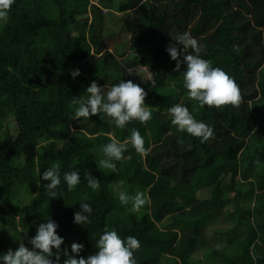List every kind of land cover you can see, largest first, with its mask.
<instances>
[{"label":"trees","instance_id":"1","mask_svg":"<svg viewBox=\"0 0 264 264\" xmlns=\"http://www.w3.org/2000/svg\"><path fill=\"white\" fill-rule=\"evenodd\" d=\"M107 12L131 13L129 52L108 48ZM184 32L206 49L202 58L235 79L240 107L200 108L189 99L181 74L187 64L173 71L177 61L166 51ZM141 65L153 79L142 80ZM94 80L139 84L152 118L123 129L104 113L70 119L78 107L71 102L87 99ZM178 103L215 138L201 143L172 125L168 109ZM133 128L150 151L141 156L129 144L124 160L114 161L116 172L99 169L102 146L110 137L124 142ZM53 164L61 166V184L51 198L42 174ZM77 168L81 182L69 191L63 173ZM86 173L99 179L98 190L88 187ZM120 190L142 191L151 205L132 213ZM203 190L210 196L199 195ZM82 200L92 206L90 224L74 223ZM221 216L234 224L215 228L211 247L205 231ZM0 218V255L21 240L31 248L29 238L50 218L62 249L84 245L77 258L98 251L107 227L140 241L136 264H264V0H15L7 23L0 21ZM202 245L210 246L204 260L195 256Z\"/></svg>","mask_w":264,"mask_h":264},{"label":"clouds","instance_id":"2","mask_svg":"<svg viewBox=\"0 0 264 264\" xmlns=\"http://www.w3.org/2000/svg\"><path fill=\"white\" fill-rule=\"evenodd\" d=\"M14 2L15 0H0V21L7 23ZM139 4L143 5L144 0H139ZM172 38L176 43L170 42L166 51L172 60L177 61L173 71L179 72L181 64H187V69L181 74L189 99L198 102L200 108L205 105L218 109L228 105L240 107L243 96L239 85L225 70L213 67L210 60L201 57V53H206V49L199 44L198 40L190 32H184ZM177 43L183 45L182 50L177 47ZM236 47L234 45V48ZM181 55H183L182 60L180 59ZM70 75L75 79L81 75V72L79 69L72 70ZM86 92L89 94L87 99L79 98L71 102L72 105H78V107L72 112L70 119H88L93 115L104 113L115 122L117 127L123 129L131 121L146 124L152 118L150 108L145 107L147 92L132 80H122L111 87H101L94 80L86 88ZM168 115L171 118V124L176 126L179 131L199 138L201 143L215 138L214 129L206 123L196 120L189 108L183 104L178 103L171 106L168 109ZM101 119H103L102 116ZM178 142L183 144L182 140ZM129 144L141 156H145L150 151L145 148V139L140 131L133 128L130 136L124 142L110 137V142L102 146L103 156L96 161L98 168L103 171L116 172L117 164L114 161L124 160V152L127 151ZM191 147L189 145V150ZM255 163L259 164L260 161L256 160ZM60 169L59 164H53L42 174L43 180L48 181L44 188L51 198L58 196L57 189L61 184ZM85 179L88 187L93 191L100 188L99 179L92 176L91 173H86ZM63 180L69 191L74 190L81 182L79 169L64 172ZM123 186L124 181H120L116 187L123 189ZM116 194L122 205H131L129 211L132 213H138L145 205H151V200L142 191L129 195L127 191L120 190ZM92 212V206L82 200L81 210L74 213V223L90 224ZM58 227L59 225L50 218L47 223H40L35 236L29 238L31 248L21 240L18 249L13 251L9 248L5 254L0 255V261H3V264H61L63 255L67 257L63 260V264H136L134 253L139 250L141 244L132 235L121 238L116 230H109L105 227L103 233L96 240L95 247L98 251L87 258L83 256L77 258L83 251L84 245L73 242L71 252L66 248L62 249L64 238L58 234ZM94 238L95 234H91V239ZM53 249L56 251L54 252ZM53 256L55 259H51Z\"/></svg>","mask_w":264,"mask_h":264},{"label":"rangeland","instance_id":"3","mask_svg":"<svg viewBox=\"0 0 264 264\" xmlns=\"http://www.w3.org/2000/svg\"><path fill=\"white\" fill-rule=\"evenodd\" d=\"M97 0H92V2H96ZM111 14V15H110ZM132 15L129 12H123V13H106V19L104 23V35L106 38V44L110 51H112L114 54L120 55L122 52H129V42H130V28L132 25ZM138 72L142 78V80H148L153 79V70L147 66V65H141L138 67ZM229 179H227L228 181ZM201 196H210L209 190H203L199 193ZM232 208V207H230ZM171 218H167L165 220V225L167 223H170ZM218 223L216 225H212L206 229V236L209 239V244L212 245L215 243L213 239V235L215 228L218 229H228L232 224H234L231 220H226L224 216H221L218 220ZM1 218H0V227L4 230L5 226L1 225ZM161 226H163L161 224ZM168 226V225H167ZM166 226V227H167ZM18 229L21 230L20 226H18ZM212 242V243H211ZM210 246H201L200 249L196 252L195 256L197 258H200L201 260H204L206 249H208Z\"/></svg>","mask_w":264,"mask_h":264}]
</instances>
